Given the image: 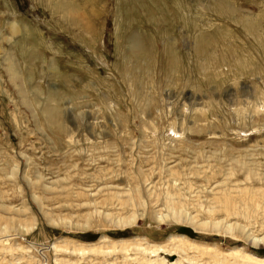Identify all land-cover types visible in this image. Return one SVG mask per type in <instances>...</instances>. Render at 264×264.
<instances>
[{
	"label": "rangeland",
	"instance_id": "1",
	"mask_svg": "<svg viewBox=\"0 0 264 264\" xmlns=\"http://www.w3.org/2000/svg\"><path fill=\"white\" fill-rule=\"evenodd\" d=\"M169 195L237 229L157 220ZM262 237L264 0H0V264H264Z\"/></svg>",
	"mask_w": 264,
	"mask_h": 264
},
{
	"label": "bare ground",
	"instance_id": "2",
	"mask_svg": "<svg viewBox=\"0 0 264 264\" xmlns=\"http://www.w3.org/2000/svg\"><path fill=\"white\" fill-rule=\"evenodd\" d=\"M65 5V4H64ZM72 11V10H71ZM73 12V11H72ZM71 14V13H70ZM73 14V13H72ZM77 14V13H76ZM69 15V14H68ZM76 16V15H75ZM70 18H71V16H70ZM88 19V18H87ZM11 25V24H10ZM13 26V25H12ZM12 26H10L11 28H13ZM12 33H14L13 31H11ZM16 32V31H15ZM10 73H12L10 76H14V73L15 72H10ZM9 73V74H10ZM17 74V73H16ZM15 74V75H16ZM14 77H16V76H14ZM17 78V77H16ZM138 188H139V186L137 185V186H135V188H134V190H135V196H132L131 194H130V196L128 197L129 198V200H124V202H127V203H134V202H137V203H141V205H142V203H143V201H142V198L140 197V191L138 190ZM134 190H133V192H134ZM177 193V192H176ZM171 197H172V195H169V197L166 199L167 200V202L165 203L166 205H167V208H168V210H167V214L166 215H164L163 216V213H159V214H157L156 215V217L155 218H157V220H165V219H167V217H168V215L169 216H172V217H176V219H182V218H184V219H186L187 221H189L190 223H193V217H190L189 215H187V214H181L180 213V211H182L180 208H179V206H177L176 205V203H177V200L176 201H174V199H171ZM219 201H220V203H221V206L223 207V208H225L226 210L228 209V208H230L231 207V202H230V199L226 196V195H224L223 197H220L219 198ZM123 202V203H124ZM176 207V208H175ZM182 207V206H181ZM155 215V214H154ZM136 213H133V214H130V215H124V216H114V215H112V214H109V213H106L105 214V217L104 218H106L107 220L109 219L111 222H113L114 220V222H116V224H121V225H123V224H129V223H132L135 219H136ZM118 217V218H117ZM195 218V217H194ZM193 224H197V225H199V226H204V227H209V226H211L212 227V229H214V230H220V229H223L222 231H224V230H226V232H229L230 233V231L231 232H233V230L235 229H237L236 227H234V226H232V225H227V224H225L224 222L222 223L221 221H211V223L209 222V221H205V222H198V223H193ZM233 225H234V223H233ZM239 227V226H238ZM196 228H198V227H196ZM203 229V228H202ZM254 236V235H253ZM177 239V238H176ZM259 241H261V242H264V237H262V238H260V239H258V240H256V242L255 243H258ZM186 240H183V239H180V238H178V243H177V248H180V249H184V247L187 245L186 244ZM117 247V246H116ZM159 247H161V245H159V244H157V246H153L152 247V249H148V248H143L144 250H151V251H155V250H158V249H160ZM117 249V248H116ZM142 249V248H141ZM142 249V250H143ZM161 249H165V248H161ZM152 253H157L156 251L155 252H152ZM151 259V258H150ZM251 259H253L254 261H256V262H253V263H257V262H259V260L258 259H255V258H251ZM155 260V259H154ZM163 260V259H162ZM164 261V260H163ZM179 261V260H178ZM147 262V261H146ZM151 262V261H150ZM173 263V262H172ZM152 264V263H151ZM171 264V263H170ZM176 264V263H175Z\"/></svg>",
	"mask_w": 264,
	"mask_h": 264
},
{
	"label": "crops",
	"instance_id": "3",
	"mask_svg": "<svg viewBox=\"0 0 264 264\" xmlns=\"http://www.w3.org/2000/svg\"><path fill=\"white\" fill-rule=\"evenodd\" d=\"M158 0H156V2H157ZM161 1H164V0H161ZM14 17H15V14H14ZM157 17H162V16H160V15H156V16H150L149 18H151L150 20H148V24H150V28L152 29V30H154V32H156V30H155V28L156 27H154V26H158V20L157 19H155V18H157ZM27 26V25H26ZM28 27V26H27ZM18 38H16L15 40H17ZM24 39H26V36L23 38V37H20L19 38V41L16 43V41H14L13 42V46H12V56H13V59H14V57H15V52H17V50H19L18 49V43H19V45H23V47H24V49H26V47H28V46H26L28 43H26V41L24 40ZM23 42V43H22ZM16 45V46H15ZM28 45H30V44H28ZM31 46V45H30ZM22 47V48H23ZM14 48V49H13ZM23 54H25V52H24V50H23ZM27 56H31V52L27 55ZM33 56V55H32ZM26 57V56H25ZM30 58V61H32V59H31V57H29ZM15 62V61H14ZM16 63V62H15ZM19 72H20V70H19ZM21 73V72H20Z\"/></svg>",
	"mask_w": 264,
	"mask_h": 264
}]
</instances>
